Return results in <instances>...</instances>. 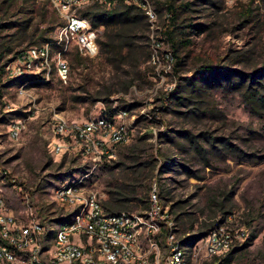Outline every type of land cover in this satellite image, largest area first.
I'll return each instance as SVG.
<instances>
[{
  "label": "rangeland",
  "instance_id": "rangeland-1",
  "mask_svg": "<svg viewBox=\"0 0 264 264\" xmlns=\"http://www.w3.org/2000/svg\"><path fill=\"white\" fill-rule=\"evenodd\" d=\"M187 1L193 3L191 10L181 8ZM174 2L180 7L178 25L185 31L181 38L191 41L179 47L183 64L174 68L175 58L170 62L166 57L172 50L163 34L169 24L164 7L144 33L150 39L153 57L140 67L142 74L130 88L109 97L111 103L103 97L107 90L119 87L115 83L125 79L124 69L116 71L100 54L73 66L74 42L62 55L70 67L65 82L54 71L48 78L34 74L11 78L5 68L0 76V192L17 218L27 216L20 187L27 188L35 211L42 210V216L51 220L59 216L51 189L73 167L69 158L58 167L63 155L51 154L52 122L58 117L84 122L103 115L108 105L124 107L127 123L132 125V137L125 147L139 145L145 159L151 153L156 157L155 149L159 151L152 177L147 174L140 180L138 191L148 195L156 185L178 237L194 236L198 229L209 228L216 221L244 229L246 236L238 245L241 250L231 262H223L222 256L205 264H264V115L252 113L236 92L222 86L206 85L199 104L179 107L165 99L184 78L192 77L201 61L231 62L233 68L247 70L259 66L264 61V0ZM246 8L252 11L249 19L241 16ZM51 11L50 5L37 0H0L2 22L17 21L22 26L0 30V65L12 62L49 27L48 34L56 39L61 19L45 22ZM29 19V28L18 29ZM51 49L54 63L56 51ZM247 53L251 56L246 65L235 58ZM98 95L101 99L93 101ZM17 124L19 136L14 139L9 132ZM178 131H187L195 140ZM163 133H168L170 140ZM146 134L147 138L138 142V137ZM228 143L249 157H235L236 150ZM123 151L124 147L116 149L112 160L122 161L119 166L110 162L108 169L100 164L89 175V187L102 200L107 198L106 184L112 173L117 179L133 174L132 163L121 156ZM186 167L200 178L190 176ZM139 197L145 199L143 194Z\"/></svg>",
  "mask_w": 264,
  "mask_h": 264
},
{
  "label": "built area",
  "instance_id": "built-area-1",
  "mask_svg": "<svg viewBox=\"0 0 264 264\" xmlns=\"http://www.w3.org/2000/svg\"><path fill=\"white\" fill-rule=\"evenodd\" d=\"M37 1H46L62 20L54 42L59 47L56 59L52 63L51 44L33 45L8 63L6 73L11 78L29 74L48 78L54 71L65 82L70 67L62 55L70 43L90 59L99 52L101 27H93L80 10L93 4L109 7L117 0ZM119 1L139 7L150 27L155 23L153 0ZM166 57L173 60L171 53ZM127 118L128 111L122 108L113 116L104 112L84 122L62 117L52 122L51 154L88 162L89 169L51 189L61 212L52 220L33 209L27 188H19L25 219L14 215L0 192V264H205L244 240V229L217 222L193 245L184 243L155 184L149 192V207L142 212L110 214L104 209L102 199L88 185L89 175L98 165L113 160L119 145L130 141L132 125ZM9 134L18 138L19 125H13Z\"/></svg>",
  "mask_w": 264,
  "mask_h": 264
},
{
  "label": "trees",
  "instance_id": "trees-1",
  "mask_svg": "<svg viewBox=\"0 0 264 264\" xmlns=\"http://www.w3.org/2000/svg\"><path fill=\"white\" fill-rule=\"evenodd\" d=\"M12 1L18 2L20 0H10V2ZM39 2L46 5L48 4L46 1ZM154 3L155 10L158 14L162 13L161 9L164 7L165 11L169 13V24L166 26L163 34L170 42L172 50L171 56L172 59L175 58L174 68H177V66L183 64V58L179 55L178 51L179 47L184 44L188 46L191 42L190 39L181 38V36L185 35V31H182L181 27L178 25V8L180 7L175 5L174 0H165L164 2L155 0ZM183 4L184 5L181 8L191 10V5L193 3L187 1ZM251 12L250 8H246L242 10L241 16L245 19H249L252 15ZM80 14L83 17H86L93 27L103 28L97 40L99 46L98 55H103L104 61L114 66L116 71L121 68L124 69V74L126 76L125 79H119L115 83L117 86L119 85V87L117 89H109L105 92L103 100L104 102H110V96L114 93H119L122 90L126 91L132 86V84H134L135 79L139 78L142 74L140 67L152 58L150 39L148 35L144 34L149 30L150 23L139 7L127 5L119 0L115 1L109 7L100 4L86 6L80 10ZM48 19L49 20H46L45 22L50 21L53 23L61 18L56 10L52 8L51 18ZM188 26L192 27L193 25L189 24ZM17 27H22L17 21L3 23L0 19V30ZM29 27L30 19L23 24V28L18 29ZM51 30L52 27L45 29L38 35L37 41H32L30 43V46L49 43L53 46L52 48L55 51L59 50V47L54 44L55 40L48 34ZM142 40H146V43L145 41L142 43ZM249 54L250 53L241 54L235 58L244 62V65H246V62L250 61L251 55ZM14 58H16V55L13 59ZM86 58L87 57L83 56L76 48L75 51H73L72 56L73 66L83 64ZM8 63L0 65V76L5 73V68ZM229 63L231 62H227L226 64H216L212 61H201V64L195 69L193 75H191L192 77L184 78L173 91L166 94L165 99H169L170 102H174V104L179 107L188 106L189 104H199V98L200 96H203V91L206 85L210 87L222 86L225 89L236 92L241 97L245 108L249 109L252 113L264 115V61L259 66H254L250 70L233 68ZM100 99L101 97L98 95L93 98V101ZM162 109L164 110L166 108L162 107ZM117 110L118 108H113L111 105H108L105 113L109 116H113ZM177 134L188 137L190 136V138L194 140L196 137L192 136L187 131H178ZM147 136L148 134L138 137V142L146 139ZM163 137L167 140H170L171 138L168 133H163ZM192 142L194 141L192 140ZM228 145L236 150L237 154L235 157H238L241 160L245 157H249L242 149L236 147V145L231 143H228ZM125 146L127 145L122 144L119 145L118 148L124 147L121 156L124 161L126 160L132 163V165H129V168L133 167V174L131 177H126L124 175V179H117L115 176L113 177L112 173L111 178L106 184L108 188L106 191L107 198L102 200L104 209L110 214H118L121 212L134 213L135 210H137L136 212H142L149 207V193L147 195L146 191H138V182L147 174L146 177H152L151 173L155 167L156 160L159 159V151L155 149L156 157L151 153L149 157L145 159L140 154L142 151L139 150V145ZM67 158H69V162L73 168L64 175L63 179H60L62 180L61 182L73 174L83 173L89 169L88 162H83L82 160L68 157L67 155H63L58 167L63 166ZM167 159L169 158H166V160ZM110 162H112V160L109 162H103V167L110 169L112 167V165H109ZM121 162L122 161L120 160H114L112 163L119 166ZM186 171L190 176L200 178L188 167H186ZM142 194L145 199L139 197V195ZM38 213L39 216H42V210L38 211ZM175 219L177 220V217H175L174 220ZM217 222L218 221L215 223ZM215 223H213L211 227ZM211 227H205L204 229L200 228L194 236H189L182 240L186 244H192L194 241L203 238ZM190 228H193V224L190 225ZM240 250V246H234L225 254L223 262H231Z\"/></svg>",
  "mask_w": 264,
  "mask_h": 264
}]
</instances>
